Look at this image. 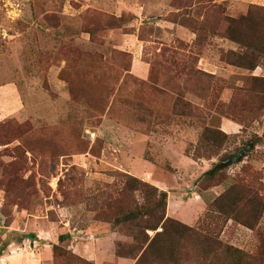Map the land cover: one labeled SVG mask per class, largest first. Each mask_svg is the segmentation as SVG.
Listing matches in <instances>:
<instances>
[{
    "label": "rangeland",
    "instance_id": "rangeland-1",
    "mask_svg": "<svg viewBox=\"0 0 264 264\" xmlns=\"http://www.w3.org/2000/svg\"><path fill=\"white\" fill-rule=\"evenodd\" d=\"M240 1L0 0V264H134L116 255L134 244L117 213L146 202L122 194L126 174L167 192L166 215L244 253L196 251L184 233L182 264H264V211L254 229L209 213L239 182L264 202V96L245 92L264 56L231 65L242 48L225 38ZM206 127L226 137L211 148Z\"/></svg>",
    "mask_w": 264,
    "mask_h": 264
},
{
    "label": "trees",
    "instance_id": "trees-1",
    "mask_svg": "<svg viewBox=\"0 0 264 264\" xmlns=\"http://www.w3.org/2000/svg\"><path fill=\"white\" fill-rule=\"evenodd\" d=\"M225 34V38L242 48L239 54L230 52L235 58L230 64L247 71L255 70L259 66V60L264 56V6L250 4L245 15L228 19ZM258 81L261 84L255 87L253 83ZM251 83L252 86L245 92L264 96V77L251 76ZM201 137L212 148L214 144L219 143L220 137H226V134L221 130L206 127ZM212 175L207 174L206 177ZM124 176L126 182L122 194L141 191L146 204L136 203L134 209L125 211V208H122V211L117 213L121 222L129 224L134 238V244L128 252H123L121 246H117L118 257L132 256L136 259L134 264H182L179 251L184 233L189 235L192 248L196 251L199 243L202 242L211 246L213 253H218L222 249L224 254L232 253L241 257L244 255L237 248L224 246L214 236L202 234L199 228L167 216L165 190H160L135 176L127 174ZM260 191L252 182L235 183L210 204L209 213L225 217L227 220L232 219L254 229L264 211L263 196ZM129 208L131 205H128L127 209ZM150 231L154 232L153 236L148 234ZM193 253H196L195 250Z\"/></svg>",
    "mask_w": 264,
    "mask_h": 264
},
{
    "label": "crops",
    "instance_id": "crops-1",
    "mask_svg": "<svg viewBox=\"0 0 264 264\" xmlns=\"http://www.w3.org/2000/svg\"><path fill=\"white\" fill-rule=\"evenodd\" d=\"M240 2H241V1H240ZM241 3H245V4H247L248 6H249L250 4H255V5L264 6V0H242ZM262 71H263V75H262V76H264V70H262ZM133 72H134L136 75H138V76L144 78V77H146L147 74H148V68H147L146 64H144L141 60L135 58L134 66H133ZM254 75H260V74H255V73H254ZM8 91H9V90H6V88H4V87H0V105H1L0 113H3V112H4V110H5V106H6V105H5V102L10 98V96H8V95H9V94H8ZM2 104L4 105V108H2V107H3ZM221 126H222V129H223V130L226 129V130H224V131H226L227 133H231V132L234 133V132L237 131V128H236L237 124H235V123H231V122H229V121H224V122L222 123ZM175 199H178V200H179L180 198L177 197V198H175ZM174 201H175V200H174ZM191 202H196V201L192 200ZM167 216H169V217H173V218L179 220V217H178V216H180V215H177V216H174V215H167ZM180 218H181L180 221H182L183 223H186L187 225H189V221H186V220H185L184 218H182L181 216H180ZM77 250H78V251H81L79 247H78ZM12 259L15 260V259H16L15 256H13V255H8V256L5 257L4 263L8 264V261H10V262L12 263Z\"/></svg>",
    "mask_w": 264,
    "mask_h": 264
},
{
    "label": "water",
    "instance_id": "water-1",
    "mask_svg": "<svg viewBox=\"0 0 264 264\" xmlns=\"http://www.w3.org/2000/svg\"><path fill=\"white\" fill-rule=\"evenodd\" d=\"M252 147H253L252 145H248V146L244 147L237 154L232 155V156L228 157L227 159L223 160L222 162H220L219 164H217L215 166L214 170H212L211 172H213V171H215L221 167L227 166V165H229V163L241 161L242 158L245 157V155L252 149ZM211 172H206L205 175H207ZM34 237H35L34 234H29L27 236V238H29V239H33Z\"/></svg>",
    "mask_w": 264,
    "mask_h": 264
}]
</instances>
